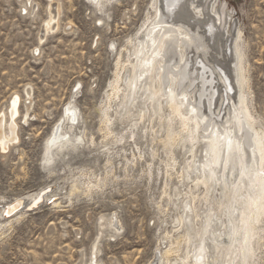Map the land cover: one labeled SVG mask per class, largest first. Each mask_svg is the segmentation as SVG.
Here are the masks:
<instances>
[{
  "label": "rangeland",
  "instance_id": "374dc122",
  "mask_svg": "<svg viewBox=\"0 0 264 264\" xmlns=\"http://www.w3.org/2000/svg\"><path fill=\"white\" fill-rule=\"evenodd\" d=\"M220 1L232 13L231 40L236 29L241 32L244 92L255 128L264 133V0ZM48 2L58 3L61 13L58 29L42 43ZM152 4L0 0V115L5 114L6 133L10 97L20 98L17 140L0 150V210L45 188L60 200L59 207L43 202L31 212L0 218V264H90L94 247L98 264H165L161 255L171 247L177 250L169 256L173 264L185 254L184 228L177 223L187 213L186 183L179 178L187 157L181 143L164 147L166 122L152 121L150 132L149 117L135 129L131 120L113 119V137L107 139L102 131L106 106L110 116L118 110V98H107L116 64L128 60L130 42L153 14ZM129 70L127 65L119 76ZM68 103L78 109L84 142L55 153L45 165L43 146ZM197 207L201 213L205 205ZM101 217H114L118 230L101 227ZM261 236L255 264H264V227ZM190 250L193 256L194 247Z\"/></svg>",
  "mask_w": 264,
  "mask_h": 264
},
{
  "label": "bare ground",
  "instance_id": "6f19581e",
  "mask_svg": "<svg viewBox=\"0 0 264 264\" xmlns=\"http://www.w3.org/2000/svg\"><path fill=\"white\" fill-rule=\"evenodd\" d=\"M91 1L98 4L101 0ZM151 8L153 14L141 26L136 41H129L132 53L128 60L116 64L107 98L109 102L118 98V110L114 118L108 114L109 105L102 112L103 137H113V119L131 120L135 129L149 117L150 132L155 128L152 121L166 122L164 147L181 143L187 157L179 178L186 183L187 213L177 223L184 228L182 241L187 247L173 264H255L263 242L264 133L255 128L256 119L244 92L247 78L241 32L236 29L231 40L235 28L232 13L220 0H153ZM60 13L58 3L49 4L39 42L58 29ZM127 65L128 76L120 77ZM19 103V96L13 94L7 108L8 133L3 129L5 114L0 115L2 151L17 140ZM163 109L168 111L166 116ZM150 111L152 115L147 116ZM83 137L78 109L68 103L45 140L44 164L49 165L55 153L83 144ZM75 190L74 185L71 192ZM51 191L44 194L43 201L58 206L60 200ZM41 192L15 202L27 205ZM15 202L2 206L0 218L6 221L17 213L19 204L10 207ZM200 203L205 205L201 213L197 210ZM100 221L101 227L118 230L114 217H101ZM97 253L94 247L90 264H98ZM176 253L171 247L160 259L170 264L169 256Z\"/></svg>",
  "mask_w": 264,
  "mask_h": 264
},
{
  "label": "water",
  "instance_id": "95a60500",
  "mask_svg": "<svg viewBox=\"0 0 264 264\" xmlns=\"http://www.w3.org/2000/svg\"><path fill=\"white\" fill-rule=\"evenodd\" d=\"M48 190H46L45 192L43 193H40L38 195V197L31 203H28L27 205L25 203H23L21 200L15 202L13 205H11L10 207L14 206L15 204H19V206L17 207L18 208V211L17 212H31L35 209H37L40 205L43 204V196L44 194L47 192ZM9 208V207H8ZM7 207L5 208V212L6 210L8 209ZM20 210V211H19Z\"/></svg>",
  "mask_w": 264,
  "mask_h": 264
}]
</instances>
